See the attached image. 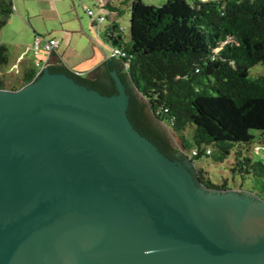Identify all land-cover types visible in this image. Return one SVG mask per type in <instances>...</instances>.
<instances>
[{
	"label": "water",
	"instance_id": "water-1",
	"mask_svg": "<svg viewBox=\"0 0 264 264\" xmlns=\"http://www.w3.org/2000/svg\"><path fill=\"white\" fill-rule=\"evenodd\" d=\"M56 62L0 89V264H264L263 199L205 187L135 129L117 59L85 78L112 95Z\"/></svg>",
	"mask_w": 264,
	"mask_h": 264
},
{
	"label": "trees",
	"instance_id": "trees-1",
	"mask_svg": "<svg viewBox=\"0 0 264 264\" xmlns=\"http://www.w3.org/2000/svg\"><path fill=\"white\" fill-rule=\"evenodd\" d=\"M126 2L115 6L106 0L103 9L119 17ZM130 2V40L125 41L116 20H109L103 38L124 54L121 63L128 65L127 75L147 102L140 120L146 122L148 107L169 124L184 150L196 152L190 155L194 162L209 157L223 164L233 155L231 175L253 181L264 200V74L249 75L252 67L264 65V0H168L161 7ZM13 12L11 0H0V30ZM7 65L8 48L1 44L0 89L18 90L38 74L29 65L14 77ZM50 71L97 90L92 81L64 69ZM115 93L114 88L105 95ZM198 178L209 189L229 188L201 172Z\"/></svg>",
	"mask_w": 264,
	"mask_h": 264
},
{
	"label": "rangeland",
	"instance_id": "rangeland-1",
	"mask_svg": "<svg viewBox=\"0 0 264 264\" xmlns=\"http://www.w3.org/2000/svg\"><path fill=\"white\" fill-rule=\"evenodd\" d=\"M15 1V0H14ZM123 2L125 0H122ZM131 1V0H130ZM127 0V4L122 6L121 8L124 10L123 15L119 17H114L116 22L118 23L120 29L123 31L125 41H129L131 37V13H130V5L131 2ZM145 5H152L155 7H161L168 0H141ZM20 9L29 11L31 16L36 12V5L32 2H25L24 0L20 1ZM68 5L66 6L65 1L60 2L59 6L61 8L66 9V15L56 17L52 13L43 14V16H33L29 19L32 24H35L39 33L43 35H47L50 37H54L60 43V51H69L70 49H76L77 47H82V51L85 53L84 55H89L91 49H95V51L99 52L102 56L103 53L98 47L94 44L93 41H97L99 35L102 34L106 26L111 20L110 14L103 9V5L106 0H67ZM111 4L115 6H119L120 0H110ZM15 3V2H14ZM19 4V2L17 1ZM22 6V7H21ZM63 6V7H62ZM25 7V8H24ZM84 8L90 9L94 13V17L92 20L85 12ZM104 10V12H103ZM105 14V20L103 22H99L98 18L101 14ZM15 14L16 9L14 6V12L11 15L10 21L8 25L0 31V45H5L8 48V61L13 63L15 58L21 53V49H17L15 46V41L18 38V35H21L26 39L29 34L28 30H21L22 32H18L15 23ZM107 16V17H106ZM93 21L96 23L94 26ZM21 29V28H20ZM67 31L70 34L65 35L64 32ZM31 35V32H30ZM72 37V39L70 38ZM32 37V35H31ZM103 51L106 56H112L113 47L104 46L102 44ZM70 54V53H69ZM40 59V58H38ZM11 65V64H9ZM7 71V68H6ZM264 74V65L258 64L252 67L249 71L250 78H256L260 75ZM7 76L14 80L12 75ZM135 95L141 100L143 104L147 102L143 100L142 97L133 89ZM151 119L157 123L165 132L172 146L178 150L181 146L177 137L172 133L169 124L166 121H158L150 109L148 107L145 108ZM183 159L184 155L178 153ZM188 154L191 155V152L188 151ZM233 161V155L229 156L227 162L220 164L214 163L209 157H202L199 160L195 161V165L191 167L192 173L195 175H199V172L202 173V176L205 179H209L212 183L220 185L222 183H226V186L233 190H238L240 192L250 191L254 194H259L258 189L253 186V181L249 179L241 180L238 177H233L229 171L230 162ZM257 191V192H256Z\"/></svg>",
	"mask_w": 264,
	"mask_h": 264
},
{
	"label": "crops",
	"instance_id": "crops-1",
	"mask_svg": "<svg viewBox=\"0 0 264 264\" xmlns=\"http://www.w3.org/2000/svg\"><path fill=\"white\" fill-rule=\"evenodd\" d=\"M11 1L13 3V7L15 6V9H16V14L14 16L15 17L14 19H15L16 28H17L18 32H22L21 30L27 29L28 34H29V36L26 39H24V37H22V33H21V35H18V38L16 39L17 41H15V46L17 49H21L22 51L15 58L13 63H10L8 61V65H7V72L9 74H13L15 76H21L24 69L27 66L33 65V67H34V63L36 61V58L33 56L32 51H31V46H32V42H33L34 37L35 36H42V37H45L47 39H55L54 37H50L47 35L40 34L38 27L35 24H32L29 21V19L35 15L38 16V14L40 16H43L44 13L45 14L52 13L57 18L60 16H63V15H66V13H65L66 9L61 8L59 6V4H60V2L65 1L66 6H67L68 2H67V0H24L25 2H32L37 7L36 12L34 13L33 16H31L30 12L27 11V9H26V11L20 9V3H21L20 1H22V0H15V1L11 0ZM17 1L19 2V4L17 3ZM120 1H122V0H120ZM101 6H103V5H101ZM84 10H85V8H84ZM103 12H104V10H103ZM104 16H105V14L102 13L99 17H104ZM110 16H112L111 20H115L114 14H110ZM93 17H94V13L90 19L92 20ZM9 21H10V19H9ZM7 25H8V23L5 25V27ZM93 25L96 26L95 24H93ZM5 27H3L0 31H2ZM30 32H31L32 37L30 35ZM103 33L99 35V38L97 39V41H93L94 44L98 47V49L102 51L103 56L99 52L95 51V49H91L89 55H84L85 53L82 51V47H80V48L77 47L76 49L74 48V49H70L69 51L65 50V51L61 52L60 51V43L57 40L59 45L55 49V51L52 52L58 61V62L54 63V66L57 68L63 67L64 70H66L72 74H75L77 76H81L82 78L85 79L87 76H89L95 70H97L98 68H100L101 66L106 64L107 60L110 61L112 59H117L120 66H121V69L124 73V76H125L127 82L132 85L133 83L130 80V77L127 75L126 69L123 66V64L121 63V60L116 58V57H113V55L112 56H106L104 51H103V48H101L102 44L104 46L110 47V45L104 40ZM64 34L69 35L70 33L65 31ZM70 38L72 39L71 36H70ZM50 55L46 59V65L49 62ZM9 64H11V65H9ZM41 70H37V72L39 73Z\"/></svg>",
	"mask_w": 264,
	"mask_h": 264
},
{
	"label": "flooded vegetation",
	"instance_id": "flooded-vegetation-1",
	"mask_svg": "<svg viewBox=\"0 0 264 264\" xmlns=\"http://www.w3.org/2000/svg\"><path fill=\"white\" fill-rule=\"evenodd\" d=\"M122 79L127 85L128 93L130 94L132 100V105L129 107L128 113L137 130L143 133L145 136L149 137L155 143L158 149H160L163 153H165V155L168 156L169 158L173 160H177L178 158L175 156V153H181L184 156H189L188 151L184 150L182 146H180L178 150L171 149L173 151H170L168 149L170 142L168 141L166 136L160 130H156L152 128L148 124L147 119L146 122H142L140 120L139 110L143 104L140 103L137 97L132 94L133 89H135L134 85L129 84L126 78L124 77V75L122 76ZM92 82H93V86L97 89V91L104 94H111L114 89L113 82L111 78L108 76H98L97 79Z\"/></svg>",
	"mask_w": 264,
	"mask_h": 264
},
{
	"label": "built area",
	"instance_id": "built-area-1",
	"mask_svg": "<svg viewBox=\"0 0 264 264\" xmlns=\"http://www.w3.org/2000/svg\"><path fill=\"white\" fill-rule=\"evenodd\" d=\"M85 12L90 18L92 17L93 12L90 9L85 8ZM104 20H105L104 17L98 18L99 22H103ZM93 24H96V23L93 21ZM58 45L59 43L55 39H47L42 36H35L32 42V46H31L32 54L36 58V61L34 63V68H36L37 70H41L44 67H46V59L51 54V52L55 51ZM112 53H113V57H116L118 59H121L124 57V54L116 48H113ZM124 67L126 69L128 65H124ZM258 151H259V148L256 147L255 152H258ZM191 156H196V152H192Z\"/></svg>",
	"mask_w": 264,
	"mask_h": 264
},
{
	"label": "clouds",
	"instance_id": "clouds-1",
	"mask_svg": "<svg viewBox=\"0 0 264 264\" xmlns=\"http://www.w3.org/2000/svg\"><path fill=\"white\" fill-rule=\"evenodd\" d=\"M190 156V155H189ZM190 158H191V156H190Z\"/></svg>",
	"mask_w": 264,
	"mask_h": 264
}]
</instances>
